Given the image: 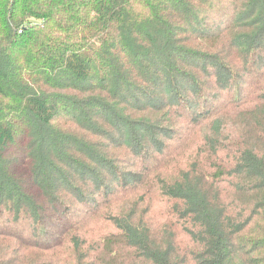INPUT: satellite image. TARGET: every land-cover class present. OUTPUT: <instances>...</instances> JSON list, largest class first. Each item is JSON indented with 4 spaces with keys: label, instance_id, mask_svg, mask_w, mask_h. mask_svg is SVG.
<instances>
[{
    "label": "trees",
    "instance_id": "1",
    "mask_svg": "<svg viewBox=\"0 0 264 264\" xmlns=\"http://www.w3.org/2000/svg\"><path fill=\"white\" fill-rule=\"evenodd\" d=\"M0 264H264V0H0Z\"/></svg>",
    "mask_w": 264,
    "mask_h": 264
},
{
    "label": "rangeland",
    "instance_id": "2",
    "mask_svg": "<svg viewBox=\"0 0 264 264\" xmlns=\"http://www.w3.org/2000/svg\"><path fill=\"white\" fill-rule=\"evenodd\" d=\"M216 16H217V15H216ZM217 17H218V20H219L220 23H224V22L227 21L225 17H224V18H221L220 15L217 16ZM222 19H223V21H222ZM260 85H263V83H261ZM260 88H263V87H260ZM194 144H195L194 142L189 141V142H187L186 144H183V145H179V146H177L176 148L179 149V150L182 151V152L189 153V152H191V151L193 150V148H194ZM161 209H163V206L160 208V210H161Z\"/></svg>",
    "mask_w": 264,
    "mask_h": 264
}]
</instances>
